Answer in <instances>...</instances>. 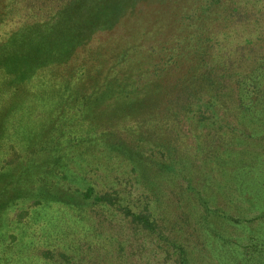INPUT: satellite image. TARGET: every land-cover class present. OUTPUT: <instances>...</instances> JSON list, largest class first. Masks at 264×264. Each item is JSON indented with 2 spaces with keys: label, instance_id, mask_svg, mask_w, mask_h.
I'll return each mask as SVG.
<instances>
[{
  "label": "rangeland",
  "instance_id": "374dc122",
  "mask_svg": "<svg viewBox=\"0 0 264 264\" xmlns=\"http://www.w3.org/2000/svg\"><path fill=\"white\" fill-rule=\"evenodd\" d=\"M204 2L81 0L59 38L32 31L45 52L32 44L22 54L28 78L0 93V264H264V114L252 117L236 96L217 101L215 123L198 122L197 107L182 119L165 108L175 83L178 93L182 80L199 86L214 67L201 47L228 24L218 9L199 25L188 18L203 14ZM245 27L232 23L217 39L237 43ZM150 55L164 64L139 63ZM141 74L146 83H137ZM107 79L109 95L99 87ZM123 185L131 207L148 204L155 232L82 198L90 187Z\"/></svg>",
  "mask_w": 264,
  "mask_h": 264
},
{
  "label": "trees",
  "instance_id": "16d2710c",
  "mask_svg": "<svg viewBox=\"0 0 264 264\" xmlns=\"http://www.w3.org/2000/svg\"><path fill=\"white\" fill-rule=\"evenodd\" d=\"M10 1L12 0H0V88L5 89V91H0L1 95L3 92L6 94L8 91H11L10 93L12 94L16 93V87L12 86V84L20 83L19 80L27 79L29 76L31 68L26 62V54H22L33 50L32 44H36L35 37L30 40L32 38V31L37 27L40 28L41 26L49 28V35L44 36L43 32L39 38L43 39L44 42H46V39L49 38H59L63 33L64 23H73V20H71L75 18V12L73 11L79 10L80 7L77 6L78 2H81V0H20L21 3L24 4L22 8L16 7L19 0ZM252 1L205 0L200 11L203 14H197L195 12L191 16L188 15V18L192 17L195 24L199 25L203 16L208 13L211 14L212 10L218 9L220 14L221 11L224 12L222 21L227 23L228 26L232 23L236 25L237 29H239L240 26H246L243 29L244 31L249 32L246 35L243 32H240L239 35H237V43H234V41L227 43L217 38H220L221 36L223 38H227L226 28L228 26L225 27L222 32L219 30L218 26L215 27L214 32L217 35L215 36L216 39L211 38L212 44L209 49H207L204 45L201 47L204 48L201 49L202 51H205V49L207 50V53L204 52L201 54H204V58L209 61L211 67L214 66L213 69L208 71L207 75L202 78L200 85L198 84L199 86H196L193 83L195 81H192V79H185L187 81L182 80L180 84L182 85V90L178 93L179 85L178 83H175L174 88L172 89L174 91L173 97L170 100L167 99L168 105L165 106V108H174L178 119H182L181 116L193 114V108L197 107L198 110L196 116L198 118V122L208 120L215 123L212 121V118L218 115L215 110L218 108L217 101L220 99H224L226 101L232 100L231 98H234L235 96L237 102L239 103L238 106L247 109L246 112L252 117H258L264 114V45H260V47H258L259 40L250 39L253 38L250 33L254 31L258 35H263L264 40V6L259 7V5H256L255 3L253 4ZM258 1L260 2V0ZM21 10L23 11V16L26 19L24 22H21L24 18L21 15ZM49 12H51V15L47 16ZM44 17H46L48 21L43 20L40 23L39 21L41 20H35L36 18ZM15 19H17L16 26H12ZM234 31L236 32V29ZM24 41H28L31 45H26L21 50ZM34 47L40 49L39 51L42 53H44L47 48V46L44 48L42 42H39V44H36ZM210 49H212L213 52H211ZM163 51L164 49L161 50V53ZM49 52H51V50H49ZM220 53H225L224 58H222L224 59L223 61H219V59L216 58L218 55L220 56ZM50 54L51 53H49V55ZM125 55L128 56L127 51ZM125 55H120L119 53L116 55L115 67L122 58L124 59ZM152 55H150L151 57L148 56V62H144L142 58L139 63H142V65L144 63V65H146L150 61L153 63V60L154 62L157 60L154 66L158 67L161 66V63L164 64L162 62L164 57H161L160 55L152 57ZM137 57L141 56L137 54ZM165 58L169 61V63H172L174 60V56H168ZM133 63V66H135V63L138 64V62ZM155 70H157V68ZM158 73L159 72L157 71L153 72V74L157 77V81ZM167 75L170 76L173 75V73L169 71L167 72ZM152 79L154 78H149L151 82L150 84L153 83L151 81ZM136 80L137 83L144 81L145 83L147 82L146 76L143 74L139 75ZM113 83L114 82L107 79L104 84L99 86L101 87L100 92L104 93L107 90V95H109L114 90L112 87ZM233 83L235 86H232ZM115 87L118 91L122 88H120V86ZM225 87H230L228 92L223 91ZM195 91L197 94L193 93ZM212 91L213 96L211 95ZM214 91L218 94H215ZM220 91L222 93H220ZM131 95L132 94L129 91L126 92V101L129 102ZM224 104L227 106L228 103L224 102ZM10 112L11 111L9 109L6 112V115H9ZM4 122H7V118L0 116V124ZM241 180L243 183L246 181V177H244L243 173ZM125 193H129L125 185H123V188L120 191L113 190L111 192L97 191L90 187L83 192L82 198L84 200H92L94 204L113 208L115 211L122 214V216H124V218H126L133 225L141 227L143 230L155 232L158 228L149 212L148 204L144 206L142 205L140 208L139 205L135 206V208L131 207L129 199L125 197ZM136 208L140 211H137ZM15 218L19 221L23 220L24 213H17ZM43 254L46 258H51V254L48 251ZM62 256L65 258L64 255ZM182 263L184 264L183 260H181V264Z\"/></svg>",
  "mask_w": 264,
  "mask_h": 264
}]
</instances>
